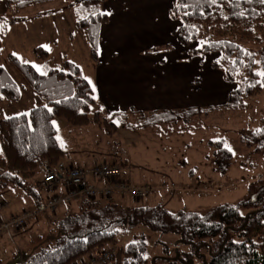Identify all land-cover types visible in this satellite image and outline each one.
<instances>
[{
  "label": "trees",
  "instance_id": "16d2710c",
  "mask_svg": "<svg viewBox=\"0 0 264 264\" xmlns=\"http://www.w3.org/2000/svg\"><path fill=\"white\" fill-rule=\"evenodd\" d=\"M2 1L5 11L0 15V35L25 19L23 9L55 2L59 8L54 11L70 10L91 59L96 60L99 28L107 20L100 11L101 0ZM169 17L178 22L177 43L191 57L216 54L210 67L220 72L232 88L221 104L147 112L129 108L128 112L137 113L135 121L128 122L123 111L113 114L115 122L132 131L157 127L163 129L162 133L176 129L189 132L192 126H200L195 118L210 112L248 110L264 88V77L258 75L264 72V0H172ZM193 43L196 45L191 47ZM32 52L40 62V71L15 56H7L40 103L26 113L0 118V189L18 186L28 191L29 181L41 174L40 161L52 166L63 160L65 149L58 141L54 117L63 118L71 129L94 125L105 134L117 130L112 117L97 107L79 68L55 50L53 43L35 47ZM20 93L19 85L0 67V102L15 101ZM236 133L241 144L264 158V104L257 127L239 128ZM206 145L211 150L213 170L224 173L232 158L224 138L208 139ZM39 200L37 197L36 203ZM109 204L115 205L113 210L107 208ZM62 213L46 225L52 230L38 241L44 242L42 245L38 247L37 241L32 246L22 245L0 264H69L99 248L114 250L112 260L106 264H156L160 256L147 258V240L142 233L131 234L124 243L120 241L137 223L176 234L177 241L189 246L188 251L177 255L182 264H192L194 255H203L201 264H264V179L260 177L247 184L246 193L236 204H218L201 212L171 211L141 200L128 204L114 197L87 199L79 195L66 203ZM200 247L205 254L199 252ZM168 261L174 264V260Z\"/></svg>",
  "mask_w": 264,
  "mask_h": 264
},
{
  "label": "rangeland",
  "instance_id": "374dc122",
  "mask_svg": "<svg viewBox=\"0 0 264 264\" xmlns=\"http://www.w3.org/2000/svg\"><path fill=\"white\" fill-rule=\"evenodd\" d=\"M54 3L48 2L46 6L43 4L42 7L45 9L49 5H54ZM37 7L29 6L27 8L31 12L37 11ZM172 40L174 43L169 42L166 46L165 43L157 44L154 50L169 48L171 53L167 56L171 59L174 58L173 64L184 66L180 71V78L178 79V81L181 80V87L183 80L187 76L189 78L191 76L188 79L191 88L186 94V98L181 102L182 105L179 106V109L189 106L205 107L221 104L224 101L225 93L232 88V85L220 78V72L211 69L210 62L217 55L209 53L191 57L187 54L186 48L181 47L175 42L174 37ZM194 45L196 44H191V47ZM162 46L165 47L163 48ZM156 57H154V60L158 61V58L161 56ZM21 60L25 61L24 59ZM175 60L178 63H175ZM7 70L13 81L21 88V93L15 101L0 103V117L26 113L30 108L40 103L21 73L9 62L7 63ZM180 91H182V88ZM263 104L264 88L256 95L248 110L234 111L222 109L210 112L206 116L195 118L199 120L198 124L200 126L199 128L192 126V130L189 132L183 129L176 132V129L173 133H158L156 128L151 127L132 131L123 128L115 122L113 116L112 120L116 123L117 130L110 134L102 133V130L94 125H87L78 128L80 130L67 132L68 125L63 118L54 117L52 122L57 132L58 141L61 143L66 142L67 138L81 136L78 131H93L89 135H82V137H85L82 141L86 144L85 147L84 143L80 145L75 140L71 143V148L78 150V154L76 155L75 153L73 155L74 158L72 157L76 160L72 161V164L89 166L101 161H114L120 166L124 178L130 181L134 180L138 185H144L148 188V194L139 199L142 203H146L149 206L163 207L171 211L184 209L201 212L206 208L218 204H236L246 193V187L249 182L257 177L264 179L263 156L260 153L250 151L241 144L238 141L236 133L239 128L246 127L253 129L257 127L258 117ZM136 111L147 112L149 110ZM124 113H127L126 120L128 122L135 121L136 112L130 113L127 109ZM218 138H224L232 151L230 165L222 174L213 170L210 163L211 150L206 145V140ZM194 164H196L195 167H193ZM35 183L37 181L34 177L30 185L34 188V194H37V197H39L40 191L35 186ZM42 194L43 192H41ZM11 199L13 200L14 198ZM7 200L8 196L5 195L4 197L3 192L0 191V201L7 203ZM12 200L9 203V208H17L15 205L19 201L13 206L10 204L15 202V200ZM128 201L136 203L137 200L131 197V200L128 199ZM42 202V200H39L36 203L38 211H33L34 219L37 216H42L46 211L51 216L56 211V208L52 211L42 209V212L45 211L42 214L40 212ZM7 206L8 204L4 207L0 206V210L5 209ZM69 206H72V204ZM18 207L22 208H17L19 212L6 215L10 216L20 214L22 211L30 212L32 210L24 201H20ZM114 207V204L107 205V208L110 210H113ZM32 222H27L24 228H20V232L31 230L33 228L31 227ZM34 226H41L44 229L41 235H34L38 239L36 244L39 247L44 242L38 243V241L46 236L44 233L46 234L48 230L51 231L52 229L40 223H34ZM13 230L19 229L10 228L9 230H1L0 234L6 236L5 233L10 232L13 236ZM140 233L146 237V255L149 260L150 258L160 256V259L156 258V264H168V260H174V264H182V261L177 259L179 257L177 255L182 250L188 251L189 246L177 241L176 234L153 230L141 223H137L131 227L129 235L121 237L120 241H127L130 239L131 234ZM7 237L10 238L11 236ZM13 240L17 241V238L13 237ZM13 240L11 239V241ZM30 244L32 245V243ZM9 246L12 247L11 244ZM198 250L201 254L206 253L203 247L198 248ZM3 254L4 252L0 250V258ZM173 256L176 258L172 259ZM202 257L203 255L197 257L194 255L192 264H201ZM1 262H3V259Z\"/></svg>",
  "mask_w": 264,
  "mask_h": 264
},
{
  "label": "crops",
  "instance_id": "0c3cea01",
  "mask_svg": "<svg viewBox=\"0 0 264 264\" xmlns=\"http://www.w3.org/2000/svg\"><path fill=\"white\" fill-rule=\"evenodd\" d=\"M42 5H37V11L30 12L29 8L23 9L22 16L25 19L18 24L9 26L5 34L0 35V67L7 70V56L12 55L24 59L31 66L35 65L34 68L37 69L40 62L33 56V49L49 47L53 43L55 50L62 52L67 60L79 68L88 84L91 81L89 86L95 103L108 118L112 117L115 112H123L129 108L140 111L144 109L149 111L155 109L174 110L179 109V106L182 105L181 102L186 98L185 96L191 88L188 82L191 76L190 78L187 76L183 80L181 87V80L178 81V79L184 66L173 64L174 58L171 59L167 56L171 53L169 48V50H154V47L159 43H165V46L169 42L174 43L172 39L175 38L178 22L169 17L172 0H101L100 11L105 14L107 20L99 28V43L95 61L91 59L87 45L75 27L74 17L70 10L61 8V10L54 11L59 8L56 3L45 9ZM44 5L46 6V3ZM4 11L3 1L0 0V15ZM46 11H50V13ZM175 42L177 43L176 39ZM177 52L179 53V51ZM159 55L161 57L158 58V61L154 60V57ZM175 63L178 62L175 60ZM220 78L222 79V77ZM181 88L182 91H180ZM2 102L8 101L0 103ZM152 128H156L158 133H162L163 129ZM73 130L80 129L67 127V132ZM78 133L81 136L67 138L66 142L62 143L65 149L63 160L67 163L76 161L73 159V155L78 154V150L71 148V143L75 140L82 145L84 143L82 141L85 139L82 135H89L93 131L81 130ZM85 145L84 143V147ZM106 162L117 164L114 161ZM40 177L41 174L36 177V180ZM31 181L32 179L29 181V185ZM130 182L138 184L134 180ZM29 188L28 191L18 186L0 189L4 197L8 196L7 203L0 201V206L4 207L8 204L5 209L0 210L2 218L8 216L6 214L19 212L17 209L21 208L18 207L19 202L24 201L29 205V208H32L28 222L34 220L31 223L33 228L29 231L21 233V228L13 230V236L10 232L5 233L6 236L0 234V250L4 252L0 260L4 261L13 257L22 245L32 246L30 243L33 245L36 243L37 239L34 235L41 234L44 229L41 226H34V223L51 225L53 218L63 214L66 203L58 204L56 211L52 213L53 216L40 210L42 214L45 212V215L37 216L34 219L33 214L36 212L34 210H37L35 201L37 194H34L32 185ZM61 190L62 185L59 181L56 191L61 192ZM39 191V199L47 195L46 192L41 195L42 190L39 189ZM113 197L130 204L128 199L131 200V198L128 195L120 197L115 194L111 198ZM11 198H14L15 202L10 205L14 206L19 201L15 205L17 208H9ZM130 229L124 237L129 235ZM13 237L17 238V241H14Z\"/></svg>",
  "mask_w": 264,
  "mask_h": 264
},
{
  "label": "built area",
  "instance_id": "2783aa9c",
  "mask_svg": "<svg viewBox=\"0 0 264 264\" xmlns=\"http://www.w3.org/2000/svg\"><path fill=\"white\" fill-rule=\"evenodd\" d=\"M41 177L35 186L46 192L41 208L54 210L60 203L69 202L79 195L94 199L96 197H111L115 194L129 195L132 198H141L148 194V188L144 185L132 184L121 176L117 164L101 161L89 166H79L58 160L52 166L46 161L39 162ZM61 181V192L56 191ZM30 217L29 211L10 215L2 218L0 215V231L18 229L23 226ZM113 248H99L90 255L77 259L69 264H106L112 260Z\"/></svg>",
  "mask_w": 264,
  "mask_h": 264
},
{
  "label": "snow or ice",
  "instance_id": "6c2138e0",
  "mask_svg": "<svg viewBox=\"0 0 264 264\" xmlns=\"http://www.w3.org/2000/svg\"><path fill=\"white\" fill-rule=\"evenodd\" d=\"M0 28H2V25H0ZM33 67H36L35 65H33ZM37 71H40V68H37ZM44 74V73H42ZM258 75H260L261 77H264V72H260L258 73ZM89 84H91V81H89ZM93 91H95V88H93ZM231 151V149H229Z\"/></svg>",
  "mask_w": 264,
  "mask_h": 264
}]
</instances>
